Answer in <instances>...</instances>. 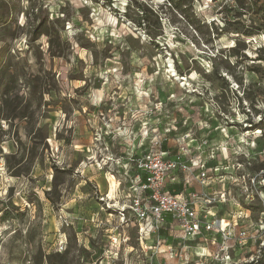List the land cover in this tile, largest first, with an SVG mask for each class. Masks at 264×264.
<instances>
[{
	"label": "rangeland",
	"instance_id": "1",
	"mask_svg": "<svg viewBox=\"0 0 264 264\" xmlns=\"http://www.w3.org/2000/svg\"><path fill=\"white\" fill-rule=\"evenodd\" d=\"M157 141L211 168L176 191L240 213L229 264H264V0H0V264H221L220 236L121 225Z\"/></svg>",
	"mask_w": 264,
	"mask_h": 264
},
{
	"label": "built area",
	"instance_id": "2",
	"mask_svg": "<svg viewBox=\"0 0 264 264\" xmlns=\"http://www.w3.org/2000/svg\"><path fill=\"white\" fill-rule=\"evenodd\" d=\"M157 148L141 158H132L135 172L130 177V184L126 191L114 201L115 211L121 225L136 227L139 240L154 237L157 245L165 239H172V235L165 233L166 229L178 228L183 240L200 238L202 233L213 235L211 243L221 237L220 250L224 252L221 264H229L231 260L228 249L243 238V230L238 227L241 216L226 221L212 210L210 198L205 199V193H194L191 190L176 191L172 186L180 183L179 172L193 174L196 169L195 180L204 186H209L211 168L204 162L192 166L190 148L187 144L176 146L174 155L167 149H162L160 142L154 143ZM186 160V163L183 161ZM193 177L187 180L188 185ZM225 191H219V200H225ZM107 199H111L106 194ZM214 199V198H213ZM204 200L206 209H200L199 203ZM215 200V199H214ZM215 236V237H214ZM146 246V245H144ZM219 250V251H220Z\"/></svg>",
	"mask_w": 264,
	"mask_h": 264
},
{
	"label": "bare ground",
	"instance_id": "3",
	"mask_svg": "<svg viewBox=\"0 0 264 264\" xmlns=\"http://www.w3.org/2000/svg\"><path fill=\"white\" fill-rule=\"evenodd\" d=\"M169 68H170V71L172 72V75H173L174 77H176V79H178L179 81H181L182 79H180V77L178 76V74L175 72L173 66H170ZM183 84H184V83H183ZM80 147H81L80 145H78V144L76 145V148H80ZM4 177H5V176H4ZM5 180L8 182V181H9V178L6 177ZM6 186H7V185H5V186L3 187V190H4V188H5ZM4 191H5V190H4ZM112 194H113V188H112V190L109 189L108 196L112 197Z\"/></svg>",
	"mask_w": 264,
	"mask_h": 264
}]
</instances>
